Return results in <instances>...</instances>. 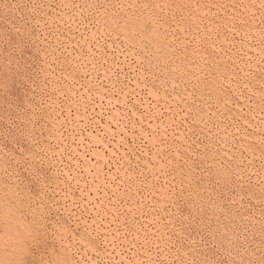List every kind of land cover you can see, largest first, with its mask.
<instances>
[{
    "label": "rangeland",
    "instance_id": "obj_1",
    "mask_svg": "<svg viewBox=\"0 0 264 264\" xmlns=\"http://www.w3.org/2000/svg\"><path fill=\"white\" fill-rule=\"evenodd\" d=\"M0 264H264V0H0Z\"/></svg>",
    "mask_w": 264,
    "mask_h": 264
},
{
    "label": "bare ground",
    "instance_id": "obj_2",
    "mask_svg": "<svg viewBox=\"0 0 264 264\" xmlns=\"http://www.w3.org/2000/svg\"><path fill=\"white\" fill-rule=\"evenodd\" d=\"M20 226V225H19Z\"/></svg>",
    "mask_w": 264,
    "mask_h": 264
}]
</instances>
